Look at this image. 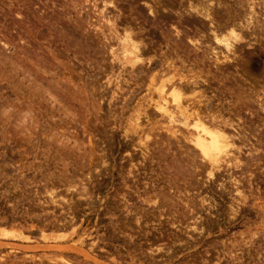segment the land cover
Segmentation results:
<instances>
[{
	"label": "rangeland",
	"instance_id": "obj_1",
	"mask_svg": "<svg viewBox=\"0 0 264 264\" xmlns=\"http://www.w3.org/2000/svg\"><path fill=\"white\" fill-rule=\"evenodd\" d=\"M109 1L0 0V264H264V0H210L248 21L218 67L197 1ZM171 82L232 136L211 172L154 109Z\"/></svg>",
	"mask_w": 264,
	"mask_h": 264
},
{
	"label": "bare ground",
	"instance_id": "obj_2",
	"mask_svg": "<svg viewBox=\"0 0 264 264\" xmlns=\"http://www.w3.org/2000/svg\"><path fill=\"white\" fill-rule=\"evenodd\" d=\"M195 1H197V2L196 3L194 2L193 5L191 3L188 5V10L179 11V13L177 12V14H180L182 16L185 15L187 17H191L190 19L188 18L189 19L188 21H190V24L194 25V27L196 29V33L201 34V36L204 34L205 35L209 34L212 37V39L214 40V42L216 41V42H218V44H222L223 50L221 49L222 52L220 53V55H218L217 50H215L214 48H212V53L209 54V55H211V58H213V63H212L213 65L218 67L220 65L229 64V62H231V60H232V58L229 57V55L230 54H232V56L235 55L236 52L241 51L242 47L249 44V42L244 43V41H243L245 38L244 36H246V35H244L245 34L244 32H245V30H248L247 19L244 17H242V19H241L239 17L240 20H242V22L241 21L238 22V20H237L238 18H236L234 16L233 18H229L230 24L228 23L227 24L228 26L225 27V24H221V22H219L217 20L218 9L216 10L213 7L214 5L213 6L211 5L212 1H210V0H195ZM104 3H105V0H104ZM102 5L104 6L105 4H102ZM107 5L109 7L115 6V4L113 3V0L109 1ZM103 8H105V7H103ZM153 9H154V7H153ZM148 11H150V14L152 13V6H148ZM247 11H248V7H247ZM101 12H100V14H101ZM220 14H222V13H220ZM106 18H108V17L106 16ZM110 19L108 18L107 23L108 24L111 23L110 25L113 27L114 22L111 21ZM116 21H117V19H116ZM226 28H229V30L226 32L227 34L224 33L225 35H223V34L218 35V34H220L219 30H222V29L225 30ZM123 30H124V32H122L121 34H123V33L124 34L121 36V38H122L121 40H122V43L124 45L122 43L121 44L123 46H126L125 49H126V51H128V52H126V51H123V52H125L126 54L130 52L132 54L131 59H132L133 63H132V61H130L131 60L130 59L129 64L130 63L134 64L136 62L135 61L136 58L138 57L137 56L138 52H140L141 48L144 46L141 45L140 41H137L133 38L132 32L130 30H125L124 28H123ZM177 32H179V31H177ZM242 35H244V36H242ZM191 41H193V40H191ZM214 42H213V44H214ZM123 46H122V48L124 49ZM183 46H185V45H183ZM215 46H216V44H215ZM206 53L208 54V52H206ZM126 54H125V56H127V58H128L130 54H128V55H126ZM238 62H239V60H238ZM170 87H171L170 92L169 93L167 92L168 94H170V96H169L170 99L166 96L167 93L164 92L163 88H162V90H159V92L156 91V93H158V97H157L156 103H154V109L156 108L157 111L159 110L162 113V115H164L168 119V121L171 123L176 122L178 119L182 120L181 123L183 124V126L186 127L187 133L189 134V140L192 142V145L196 148L198 156L200 157V159L204 163L210 165L209 167H211V170H210V172H211L213 170V168H218L221 166L220 157L222 155L233 154V152L230 150L231 146H233L232 136L231 135L229 136V133H226L227 131L225 129L224 122L215 120V117H212L209 121H206L199 115L200 113H196L195 111L198 110V107H196V104L189 103L188 99L187 100L181 99V96L179 95V93L175 91L176 88H175L174 82H171ZM160 89H161V87H160ZM198 105H200V104H198ZM258 106H260L262 111H264V94L261 96ZM200 111H201V109L199 108V112ZM178 122H179V120H178ZM222 158H223V156H222ZM228 158H229V160H228V165H229V162L234 160L235 157L230 156ZM210 172H209V175L212 176V173H210ZM185 205H187V204H185ZM189 206L190 205H188V207ZM188 207H186V208H188ZM190 208H192V207H190ZM191 212H192V210H191ZM189 214H190V212H189ZM184 215L186 216V213H184ZM184 215H182V216H184ZM1 232L4 233L6 231H1Z\"/></svg>",
	"mask_w": 264,
	"mask_h": 264
}]
</instances>
